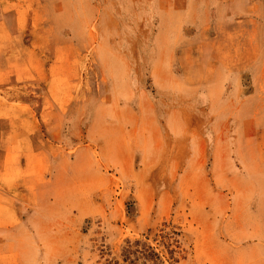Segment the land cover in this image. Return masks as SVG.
I'll list each match as a JSON object with an SVG mask.
<instances>
[{"label":"rangeland","instance_id":"obj_1","mask_svg":"<svg viewBox=\"0 0 264 264\" xmlns=\"http://www.w3.org/2000/svg\"><path fill=\"white\" fill-rule=\"evenodd\" d=\"M0 264H264V0H0Z\"/></svg>","mask_w":264,"mask_h":264},{"label":"bare ground","instance_id":"obj_2","mask_svg":"<svg viewBox=\"0 0 264 264\" xmlns=\"http://www.w3.org/2000/svg\"><path fill=\"white\" fill-rule=\"evenodd\" d=\"M133 209V208H132Z\"/></svg>","mask_w":264,"mask_h":264}]
</instances>
